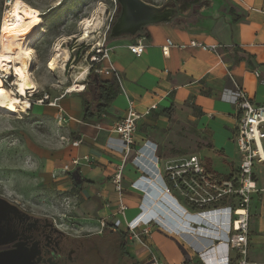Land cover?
<instances>
[{
  "label": "crops",
  "instance_id": "crops-1",
  "mask_svg": "<svg viewBox=\"0 0 264 264\" xmlns=\"http://www.w3.org/2000/svg\"><path fill=\"white\" fill-rule=\"evenodd\" d=\"M174 16L173 12L167 21L148 24L134 36L109 42V58L120 78L116 79L119 92L99 117L95 114L82 121L85 101L89 103L82 93L66 94L56 102L71 119L73 139L81 140L71 146L70 160L65 163L69 164L67 174L62 172L65 164L56 167L54 176L64 174L55 177L57 188L72 192L68 200L82 213L86 229H98L101 220L113 224L119 217L125 226L151 215L156 222L147 240L149 248L137 243L129 247L136 264H147L149 251L160 264H202V257L207 260L215 254L211 239L226 227L214 222L213 214L208 220L202 215L189 219L184 212L175 215L170 202L161 199L165 186H170L164 178L165 169L197 156L210 174L230 177L239 165L233 143L236 109L231 90L238 87L253 104L264 105V0H206L196 13L187 11L178 19ZM137 39L145 45L140 56L128 49ZM191 42L214 45L216 51L192 46ZM166 45L165 56L162 47ZM113 78L105 74L102 80ZM129 101L142 117L137 121L134 145L126 154L113 128L126 116ZM143 144L144 149L137 152ZM71 159H77L78 164L72 165ZM260 165L264 168V163ZM74 171L83 181L78 187L69 177ZM117 172L119 191L113 183ZM257 187V195H261L253 196L250 208L249 264H264V178L257 181ZM167 196L184 209L170 191ZM120 201L127 209L116 215ZM235 256L232 252V260Z\"/></svg>",
  "mask_w": 264,
  "mask_h": 264
},
{
  "label": "rangeland",
  "instance_id": "rangeland-1",
  "mask_svg": "<svg viewBox=\"0 0 264 264\" xmlns=\"http://www.w3.org/2000/svg\"><path fill=\"white\" fill-rule=\"evenodd\" d=\"M23 1L41 15L44 14L41 16L43 18L41 29L27 42L32 50L29 65L31 78L38 91L33 97L28 98L34 100L46 92L50 96L49 100H53L69 86L80 84L85 86L82 94L89 98L90 108H94L98 77L105 78V74H98L96 70L106 67L107 63L105 61L94 62V67L90 68L91 57L97 52L99 46L104 44L108 47L109 42L113 40L110 30L120 14L119 4L115 0ZM142 1L171 8L177 19L187 11L190 14L196 13L206 3V0ZM4 2L5 0H0V17L6 9ZM57 3L60 4L57 5ZM186 3L190 5L187 6ZM94 16L100 18L102 23L96 27L93 26L89 30L88 37H84L83 22ZM111 16L112 21L107 29ZM57 45L66 50L68 58L62 69L52 71L48 68V64ZM60 62L62 63V60ZM79 67L85 68L81 80L76 78L80 72ZM97 74L100 76L97 77ZM13 78V75L9 77V83ZM10 84L5 87L11 89ZM56 111V107L32 103L31 107L25 111L26 113L19 112L13 115L0 113V196L18 203L31 212L47 215L69 232L79 235L99 233L104 228L100 225L101 221L98 222V229H86L83 226L84 220L80 216L82 213L79 212L73 200H68L73 196L72 192L57 188L59 182L55 180V177H60L63 173L56 176L53 174L56 167L69 162L74 134H71L69 126L71 119L64 112L61 113L63 119H60ZM199 144L198 147L201 146ZM188 154L192 155V152L188 151ZM202 158L207 161L205 157ZM182 161L174 163L179 164ZM208 164L211 166L210 162ZM219 164L222 165L223 162ZM260 166L255 170L257 181L264 178V168ZM232 171L230 176L236 173V170ZM74 175L69 176L72 181L76 179ZM69 177L65 180H69ZM218 177L227 179L224 178L225 175ZM171 193L182 205L191 208L188 197L186 198L179 191ZM259 195L257 198H260ZM227 201L232 202L231 199ZM253 204L254 202H251L250 208ZM207 209H211V206H205L204 210ZM193 210H195L194 207ZM251 212L253 214V211ZM105 223L110 224L111 222L105 221ZM232 227H235L234 222ZM124 229L123 225L118 227L126 239ZM125 242L127 247L135 244V242ZM235 263L233 259L232 264Z\"/></svg>",
  "mask_w": 264,
  "mask_h": 264
},
{
  "label": "built area",
  "instance_id": "built-area-1",
  "mask_svg": "<svg viewBox=\"0 0 264 264\" xmlns=\"http://www.w3.org/2000/svg\"><path fill=\"white\" fill-rule=\"evenodd\" d=\"M243 2V0H239ZM11 0H5L7 6ZM112 16L107 24V29L110 27ZM192 46H200L215 52L214 45L205 46L197 42H191ZM145 45L141 39H137L134 43L128 46V49L135 56H140L144 51ZM110 48L103 45L97 48V52L93 53L91 57L90 68L94 67V62L107 63L106 67L96 70L98 74H111L119 81V76L116 67L110 61L109 53ZM163 55H168V46L162 47ZM97 74V75H98ZM258 76V71L255 72ZM100 76V75H98ZM0 77L5 86H9V77L0 74ZM70 91L68 88L56 99L49 100L48 93L43 92L39 98L34 100L30 99L31 104L48 105L57 108V115L63 119L61 113L63 109L57 105V100L69 93H82L85 91ZM34 93H38L35 89ZM34 93H27L28 97H33ZM231 102L236 109V126L233 133V143L239 155V165L236 173L227 179L218 178L210 174L199 160L197 156H190L188 159L179 164L172 163L165 169L164 178L167 179L170 186L166 187V192L179 191L188 197L191 208L184 206L187 215L194 216L204 211L223 209L227 214V220L230 223L228 230L225 233L224 253L222 256L214 254L212 258L204 260L202 257V264H230L232 252L236 253V264H249L247 260V250L249 242V226L251 221L250 204L253 196L260 190L257 187V180L255 170L258 165L264 163V105H255L246 96L245 92L234 87L231 90ZM155 107H151L153 109ZM150 109L146 110L144 114H148ZM142 117L141 114L136 113L132 106V101L128 102L127 114L113 128V131L119 135L121 142V150L124 153H129L134 145V135L137 129V121ZM69 118V116H68ZM81 140L72 141L73 146H77ZM146 145L143 144L137 152L144 149ZM141 154H138L140 156ZM87 159V157H85ZM137 160V158H135ZM72 165H77V159H71ZM69 171V164L62 167V172ZM54 176V175H53ZM120 172H117L113 178L115 189L120 190ZM191 195V196H190ZM231 199L232 202L227 200ZM225 203H224V202ZM210 205L211 209L204 210L205 206ZM193 207L195 210H193ZM197 208V209H196ZM127 209L121 201L118 204L116 215H121ZM156 221L148 219L138 224H132L129 221L125 225L124 234L131 242L141 244L148 247L147 240L151 235L152 225ZM234 222L235 227H232ZM105 221L101 220V227L105 226ZM123 225L120 218L117 217L113 222V226L118 228ZM199 225H196V228ZM215 244H220L221 240H215ZM214 246V244H213ZM210 247V248H213ZM149 262L147 264H160L156 261L153 253L149 251ZM219 259V260H218Z\"/></svg>",
  "mask_w": 264,
  "mask_h": 264
},
{
  "label": "flooded vegetation",
  "instance_id": "flooded-vegetation-1",
  "mask_svg": "<svg viewBox=\"0 0 264 264\" xmlns=\"http://www.w3.org/2000/svg\"><path fill=\"white\" fill-rule=\"evenodd\" d=\"M117 231L105 224L99 233L75 234L0 196V255L24 257L25 264H121L124 252L132 257L125 241L132 242Z\"/></svg>",
  "mask_w": 264,
  "mask_h": 264
},
{
  "label": "bare ground",
  "instance_id": "bare-ground-1",
  "mask_svg": "<svg viewBox=\"0 0 264 264\" xmlns=\"http://www.w3.org/2000/svg\"><path fill=\"white\" fill-rule=\"evenodd\" d=\"M59 4L60 3H57V5ZM4 10L5 12L0 17V74H4L6 76L13 75L14 78L10 84V89L5 87L0 77V113L13 115L18 114L19 112L24 113L31 107L30 98H28L29 95H27V93L32 94L35 89H37L31 78L29 69L32 50L29 48L27 42L41 29L43 18L41 17L42 15L40 12L34 10L23 0H11ZM101 23L100 18L95 16L91 19H86L83 22L84 37H88L89 30L93 26L96 27ZM67 58L68 54L66 50L62 49L60 45H57L54 49V55L49 61L48 68L52 71L55 69H62ZM60 60H62V63ZM79 69L80 72L76 75V78L81 80V77L85 72V68L79 67ZM68 89L70 91H83L84 87L80 84H73L69 86ZM167 194H169V192H166L165 187V193L161 199L163 200L166 198L167 201L170 202L172 206L171 209L175 215L176 213L181 214L184 212V216L189 219L197 220L202 215L204 219L208 220L213 218V214L216 216L214 222L220 223V225L226 227V229H224V231H222L219 235L217 234L218 232H216L211 239L212 244H214L213 247L215 249V254H221L220 256H222L224 253L223 240L226 238L225 233L228 230V225L230 224L227 220L226 212L223 209H216L204 211L199 213V215L191 217L186 214L185 210L182 209L172 197L171 199L167 198ZM157 210L161 213V215H163V211H161V209ZM151 213L153 214V212ZM150 216L151 215H149L148 218L137 222L131 220V223L138 224L139 222L151 219ZM163 216L165 217V215ZM215 230L218 231V228H215ZM215 240H221L222 242L217 245L214 242ZM218 252L222 253L219 254Z\"/></svg>",
  "mask_w": 264,
  "mask_h": 264
},
{
  "label": "water",
  "instance_id": "water-1",
  "mask_svg": "<svg viewBox=\"0 0 264 264\" xmlns=\"http://www.w3.org/2000/svg\"><path fill=\"white\" fill-rule=\"evenodd\" d=\"M115 1L120 6V14L110 30V35L113 38L134 36L148 24L167 21L173 13L169 7H155L142 0ZM71 174L74 175L75 171ZM74 176L76 177L75 183L79 186L82 180L77 179L78 176ZM169 198L171 199L170 196ZM25 262L24 257L0 255V264H25Z\"/></svg>",
  "mask_w": 264,
  "mask_h": 264
},
{
  "label": "trees",
  "instance_id": "trees-1",
  "mask_svg": "<svg viewBox=\"0 0 264 264\" xmlns=\"http://www.w3.org/2000/svg\"><path fill=\"white\" fill-rule=\"evenodd\" d=\"M42 16H44V14ZM98 79L99 82L95 91L97 97H96V104L94 107V113L92 112L93 110L90 108L89 103L85 101L82 121H87L89 119H92L95 116V114H97L99 117L102 113H104L106 108L111 104V102L114 100V98L117 96L119 92V83L115 78H113L112 80H102L100 79V77H98ZM106 228L116 231L118 230V228L114 227L113 224H106ZM117 233H118L117 234L118 237L123 238L122 231L118 230ZM127 263L136 264V261L135 259L129 257L124 252L121 264H127Z\"/></svg>",
  "mask_w": 264,
  "mask_h": 264
}]
</instances>
